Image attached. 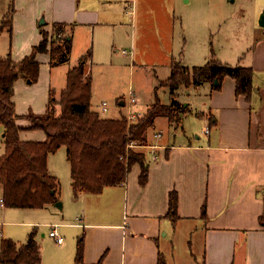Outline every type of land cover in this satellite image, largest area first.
<instances>
[{
	"label": "crops",
	"instance_id": "obj_1",
	"mask_svg": "<svg viewBox=\"0 0 264 264\" xmlns=\"http://www.w3.org/2000/svg\"><path fill=\"white\" fill-rule=\"evenodd\" d=\"M12 2L14 12L11 30L15 26L18 29L24 28V31L28 28L39 31L36 40L40 42L43 39V29L51 31L55 23H62L63 34H69L68 38H72V43L75 39H84L85 51L80 54V60L90 52L91 56L87 63V74L90 76L91 63V66L93 64L95 66V63L108 66L107 61L112 60L111 56L115 49L124 55H130L133 63L135 62L133 50L124 53L123 49L118 47V43L124 42L126 38L122 26L129 20L133 26L138 22L143 31V43L138 48V55L143 64L151 63L153 59L149 55L158 51L168 55L166 64L170 66L178 62L192 67L194 65L186 62L187 55L196 53L201 58L199 60H203L202 62L205 60L200 65L215 57L229 65L252 67L254 74L253 92L249 96L237 94L236 79L231 76H226L222 80L220 88L215 89L211 86L210 107L208 111L197 114L204 118L205 125L209 128L208 132L203 131L207 133V139L198 135L196 140L160 142L152 141L148 137L149 174L144 185L140 182L141 167L138 163L127 173L124 182L106 186L100 193L81 191L75 195L71 176L69 197L63 202L58 195L59 191L60 195L62 191L59 174L57 171L53 172L50 167V153L48 169L59 180L57 196L58 201H61V207L58 201L38 208L7 207L3 204L2 196L0 205L22 209L9 210L15 211L14 213L22 212L18 215L24 219L18 223L31 226L37 230V234L40 224L49 223L51 229L57 226L59 232L58 227L61 226L63 228L60 232L69 234V238L64 234L63 241L58 242L60 244L53 250L50 264H77V245L81 237L84 240L82 264H158L161 256L165 258L167 252L172 255L176 247L182 246L175 243V240H167L173 231L172 226H176L177 231L179 225L181 230L194 227L204 235L201 255L194 254L193 249L190 252L183 251L182 254L185 253L183 254L185 256L180 260L181 264H193L191 262L193 259L198 260L199 264L200 262L264 264V26L259 24L260 15L264 11V0L215 2L217 11L213 12V15L216 17L222 14L230 15L233 8L228 22L226 19L222 21L225 29L240 32L241 26L246 24L244 27L246 35L248 36L249 31L251 38L253 34L255 35L252 39L258 38L256 43L249 41L245 48H240V52L235 53L236 63L220 59L215 52L211 53V49L209 55L212 26L208 7L214 3L210 0H12ZM21 17L23 18L20 20ZM42 17L45 18L44 24L39 23ZM19 21H25L27 24L21 27ZM196 22L200 24L197 33L201 31V35L197 37L200 40L198 43L193 41ZM6 27L8 26L1 29ZM159 29L161 30L159 37L163 38L165 43L156 44L146 38L144 32ZM217 31L223 30L219 27ZM246 40H250L249 36ZM244 49H247L245 54ZM42 54H46L49 60L53 61L50 52H38L36 60L39 64V57ZM98 54L105 57L97 60ZM69 60L68 55L65 61H60ZM80 60L70 68L78 65ZM22 81L24 84L32 82L22 77L16 80L13 95L16 111L19 114L34 112L32 108L26 112L18 109L15 86L17 83L23 85ZM93 82L92 76V96ZM189 87L181 85L176 97L180 100V90ZM122 101L125 103L121 104ZM126 103L124 99L120 100V105L125 106ZM138 108L141 111V107ZM21 124L23 126L20 130L21 140L45 139L46 133L43 129L29 127L31 123L26 119L21 120ZM3 135L4 127L2 133L4 148L0 155L5 151ZM1 185L3 186L2 183ZM172 191L178 194V218L175 221L168 215ZM39 208L50 209L48 214L53 217L56 215L54 209L58 208L65 211L66 216L56 221L52 220L51 216H47L51 218L49 220L26 219L32 217L34 211ZM65 227L69 230H65ZM30 232L27 233L26 240ZM50 237L55 238L51 235ZM37 241L43 260L42 245L38 239ZM185 242L192 245V240ZM165 245L168 246L166 251Z\"/></svg>",
	"mask_w": 264,
	"mask_h": 264
},
{
	"label": "trees",
	"instance_id": "obj_2",
	"mask_svg": "<svg viewBox=\"0 0 264 264\" xmlns=\"http://www.w3.org/2000/svg\"><path fill=\"white\" fill-rule=\"evenodd\" d=\"M14 6L8 11L4 26L12 27ZM49 41V31L43 29V39L34 46L30 54L21 60L11 55L0 57V123L4 127L5 151L0 155V182L3 184V204L7 207H44L59 200V180L48 169V157L62 146H66L67 158L71 164L74 194L79 192L100 193L106 186L118 185L125 181L134 164L141 167L140 182L148 180L149 162L147 150L130 147V142L148 144V130L155 126L157 117L166 116L178 123L188 108L176 97L181 85L189 87L209 82L215 89L220 88L226 76L236 79L238 95L249 96L253 92V69L244 65H229L215 57L204 65L192 67L178 62L171 66V73L163 85L170 90L171 103H164L158 96L134 121L127 114L120 117H105L92 108V76L87 74L90 52L81 57L78 65L69 69L67 84L60 97L51 89V96L44 113L19 114L13 99L17 79L36 81L40 64L38 52H50L68 57L72 44L69 34L64 35V24L55 23ZM54 38H57L54 40ZM54 40V41H53ZM57 41V43H56ZM51 43V44H50ZM55 43V44H54ZM50 44V46H49ZM216 78L219 84L215 85ZM30 121L29 127L41 128L46 137L40 141H23L20 138L21 120ZM178 194L170 193L168 215L175 221ZM203 207V213L205 212ZM37 230H32L27 240L19 244L12 238H3L0 247V264H41L40 245L36 239ZM84 240L79 238L76 263H83ZM158 264H166L161 256Z\"/></svg>",
	"mask_w": 264,
	"mask_h": 264
},
{
	"label": "rangeland",
	"instance_id": "obj_3",
	"mask_svg": "<svg viewBox=\"0 0 264 264\" xmlns=\"http://www.w3.org/2000/svg\"><path fill=\"white\" fill-rule=\"evenodd\" d=\"M211 5L208 7L210 12V25L212 26V32L209 38V55L210 49L211 53L216 54L217 57H221L224 61H232L236 63L235 53L240 52V48H245V44L249 41L256 43L258 38L252 39L255 35L253 34L252 38L248 36L250 40H246L248 37L245 33L244 27L246 24L241 26L240 32H231L229 29L224 28V19L228 22V18L232 16V11L230 15L224 16L222 14L219 17L213 15V12L216 13L217 6L216 1L210 0ZM11 4L13 6L12 0H0V25H4L6 19L8 18L5 14L11 10ZM132 6H130L131 9ZM16 10V9H15ZM24 16V15H23ZM23 17L20 18V20ZM9 19V18H8ZM20 22V21H19ZM27 22H20V26L24 27ZM220 25V26H219ZM0 26V57H11L14 60L22 59L26 54H30L33 51L34 45L39 41L36 40V35L39 34V31L30 30L24 31V28L18 29L13 27L11 30L10 27L1 29ZM38 26L36 22V27ZM200 26L198 22L194 25L193 32V41L200 42L197 38L201 35L199 30L197 33V27ZM221 27L223 31L218 32L217 29ZM3 28V27H2ZM55 28V27H54ZM53 30H49V41L52 39ZM123 34L126 36L124 42L118 43L120 49H128L129 51L133 50L134 63L130 55H124L122 52L116 51L113 52L112 60H108V66H103L99 63H95V66L92 63L90 67V74L93 76V96H92V108L99 111L102 116L105 117H116L118 115L127 114L129 109L125 106L120 105V100L124 99L127 103L130 101L131 95L130 92L134 91L137 103L134 105V111L137 114L134 121L137 117L142 116L145 110L148 108L156 96H158L164 103H171V95L169 89L163 85L164 80L171 73V66L167 63L168 55L161 52L154 53L152 52L149 57L152 60L149 64H143L141 62V57L138 55V48L140 44L143 43L142 37V28H140L139 23L135 22L134 26L131 24V21H125L124 26H122ZM141 29V30H140ZM166 29L169 33L168 25ZM177 31H180L177 29ZM52 32V33H51ZM161 30H148L145 33L146 38L151 39L156 44L165 43L166 41L163 38L159 37ZM165 32V27L163 29ZM51 33V34H50ZM204 31V35H205ZM240 35V36H239ZM57 38H54L56 40ZM252 39V40H251ZM53 40V41H54ZM133 40L134 44H133ZM180 37H178V41ZM57 43V41H56ZM251 43V44H252ZM51 44V43H50ZM55 44V43H54ZM85 41L74 40L68 51L70 60L67 62H61L60 56H53V61L49 60V57L46 54H42L40 59V74L36 81L31 83H23V85L16 84L15 91L17 95L18 109H23V112L32 108L34 112L44 113L46 104L49 98L50 88L55 90L56 97H60L62 89L67 84V72L70 67L76 64L80 60V54L85 51ZM133 44V45H132ZM132 47V48H131ZM247 49H244L245 54ZM105 55L98 54L97 60L103 59ZM198 55L194 53L190 55L188 53L186 62L189 65H200L202 62L199 60ZM60 61V62H59ZM95 61V57H93ZM198 61V62H197ZM201 61V62H199ZM231 63V62H230ZM93 68V72H92ZM28 81V79H27ZM210 88L211 84L209 82H204L200 85H192L191 87L182 88L180 90V100L181 103L186 106L188 105L185 113L182 115L181 120L178 123L171 122L166 116H159L156 119L155 126L151 127L148 130V137L152 141H183V140H196L198 135H202V138L207 139L208 126L205 125L204 118L198 116V113L208 111L210 107ZM106 100L108 102V110L102 108V101ZM138 107H141V111ZM2 133L3 125L0 123V154L2 153L3 143H2ZM156 133H161V137H156ZM160 138V139H159ZM149 144V139H148ZM147 145V144H146ZM144 144H137L134 147H142L148 149ZM149 150V149H148ZM50 167L51 170L57 171L59 174V179L61 181L60 187L62 189L61 195L60 191L58 193L59 197L62 198L64 202L68 199L71 190L70 180V162L67 159V149L66 146H62L56 152L51 153L50 155ZM51 173V172H50ZM3 186L0 183V198L3 196ZM55 208V207H53ZM22 210V209H11L3 207L0 205V243L3 238H12L17 243L22 244L26 241L27 233L32 229L31 226H25L18 221L24 219L18 214L22 213L20 211H10V210ZM50 209H37L35 213L26 219H51L47 216L49 215ZM56 215L52 220L56 221L63 219L66 216L65 211L61 209H54ZM40 224V223H39ZM51 224L48 225L40 224L38 228L37 239L40 241L43 249L44 259L42 264H50L52 261V252L55 247L60 243L56 241L55 238L50 237ZM176 227V226H175ZM175 227L172 226L173 231L171 232L167 240H175V243L181 244V247H176L174 253L170 255L168 252L164 258L166 264H181L180 260L184 258L185 253L183 251L190 252L193 249L194 254L201 255L204 235L200 230L194 229L191 227L189 230L180 229V225L175 231ZM63 227H58L59 232ZM69 230L68 227L64 228ZM193 229V230H192ZM43 233H45L43 235ZM64 239V232H60ZM67 237L69 234H65ZM69 238V237H68ZM185 240H192V245L187 244ZM180 242V243H179ZM168 246H164L166 251ZM193 264H199L198 260H191ZM200 264H202L200 262Z\"/></svg>",
	"mask_w": 264,
	"mask_h": 264
},
{
	"label": "built area",
	"instance_id": "obj_4",
	"mask_svg": "<svg viewBox=\"0 0 264 264\" xmlns=\"http://www.w3.org/2000/svg\"><path fill=\"white\" fill-rule=\"evenodd\" d=\"M124 53H128V49L124 48L122 50ZM131 98L130 101L128 103H126L127 108L129 109L128 111V118L130 121H132L133 118H135L137 116V114L135 113L134 109V105L137 103V99L135 97V93L134 91L130 92ZM102 108L106 111L108 110L109 106H108V102L107 101H103L102 102ZM156 136H160L161 133H156ZM136 143L135 142H130L128 144V148L135 146ZM50 235L55 237V239L57 240V242H62L63 241V237L59 234L58 230H57V226H54V228L50 231Z\"/></svg>",
	"mask_w": 264,
	"mask_h": 264
},
{
	"label": "water",
	"instance_id": "obj_5",
	"mask_svg": "<svg viewBox=\"0 0 264 264\" xmlns=\"http://www.w3.org/2000/svg\"><path fill=\"white\" fill-rule=\"evenodd\" d=\"M39 23H40V24H44V23H45V18L42 17V18L40 19ZM259 24H260L261 26H264V11H263V12L261 13V15H260V18H259ZM28 82H31V79H28ZM218 84H219V79L216 78V80H215V85H218ZM124 103H125L124 101L121 102V104H124ZM58 205H60V207H61V201H58Z\"/></svg>",
	"mask_w": 264,
	"mask_h": 264
}]
</instances>
